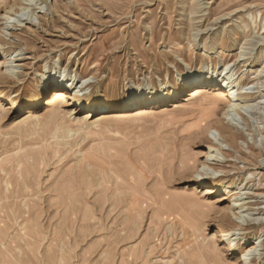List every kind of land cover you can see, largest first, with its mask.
Segmentation results:
<instances>
[{"label": "rangeland", "instance_id": "rangeland-1", "mask_svg": "<svg viewBox=\"0 0 264 264\" xmlns=\"http://www.w3.org/2000/svg\"><path fill=\"white\" fill-rule=\"evenodd\" d=\"M39 16L0 51V264H264V0H49ZM17 50L19 77L6 72ZM227 65L251 107L209 119L186 79ZM60 77L88 80L93 114L84 99L48 111ZM166 85L179 94L147 105L152 119L117 111ZM209 146H223L218 179Z\"/></svg>", "mask_w": 264, "mask_h": 264}, {"label": "bare ground", "instance_id": "bare-ground-1", "mask_svg": "<svg viewBox=\"0 0 264 264\" xmlns=\"http://www.w3.org/2000/svg\"><path fill=\"white\" fill-rule=\"evenodd\" d=\"M48 3L49 0H0V8L7 10L6 13L2 15L3 22L1 23L2 29L0 34L3 40L0 46V51L2 54L5 53L8 49H11L12 47L18 45V42H16L17 40L11 41L12 30L17 26L24 27L28 22L34 23V25L37 22L39 23L41 19V16H39V14L47 10ZM22 59L25 58L21 51H18L15 54L12 53L11 59L7 62L8 63V67L6 69L7 74H11L12 76L19 77L20 76L18 69L19 65L15 64V62L20 61ZM4 64L5 61H2L0 65L3 66ZM229 68L230 67L227 65L224 67L223 71L221 72V73L224 72V74H226V77L225 78L223 77V79H220L219 76H216L217 68L212 69L209 72V75L203 78H201V76L199 75L194 76L191 74V76H188V78L186 79V82L190 81L189 82L190 92H189L188 101L191 103L190 104L191 107H195L200 110L202 116L207 117L209 119L218 117L216 113L217 107L224 102H227L228 104L227 110L225 112V115L227 116H231L230 114L231 112H234L237 115H241L242 109L244 108L247 109L251 107V105L249 104L242 105V103H247L250 101V99H252V94L251 92L248 91L251 88H249V86L248 88L243 86L241 87V89L239 88L236 89L237 85L241 83L234 81L235 73L233 69L228 72L227 70H229ZM69 81L70 80L65 81V77H60L58 78V82H57L58 85L52 86L53 87L52 89H54V91L52 93V96L47 100L46 103L51 106L50 109H48V111L54 117L55 116L62 117L68 115L69 110L62 109V107L69 105L67 100L70 99L85 100L86 96L83 90L85 89L86 87L85 84L88 82V80L84 79V81L82 82H77L76 85L74 83L69 84ZM167 81L169 82V79ZM213 87H217V88L211 90L213 89ZM235 93L236 95H234ZM178 94L179 91L176 88H173V86L170 88L167 85L162 88V92L160 89L158 90L153 89L150 92L142 91L138 96L136 95V96L126 97L122 103L123 105L125 103L128 104L133 102H139V103L144 102L145 104L141 106V108H137L134 110L130 109L126 111H121V110H117V111H120L119 113L122 114V116H125V114H130L132 111H135L136 112L135 117L150 119L152 116L157 114V112L162 110L160 108H156L155 106H147V105H155L157 101L166 102L167 100L171 99L173 95H178ZM238 100H240V102L236 103V101ZM40 102L41 100L37 99L36 103L38 104V106ZM84 104H86V107L85 106L84 107L85 110L88 112V114H93L89 109L93 108V106L97 105L98 103H96V99L94 97L93 98L89 97L86 98ZM181 105L184 104L177 103V106H181ZM120 114H116V116H120ZM39 118L40 115L35 112H30L29 116L27 117L28 120L31 119L32 121L38 120ZM220 135H222V142L225 143L229 142L230 144L235 145L237 141V137L241 136V133L239 131H233V127L226 126L224 123H222L220 125ZM209 148L211 151L208 152L206 159V165H205V169L207 170L206 174L210 175L211 174L210 171L212 170L215 173L214 174L215 179H218V175H217L218 170H216L213 167L212 165L213 163H211V161L212 162L215 160L221 161L218 158V155L216 156V154L217 151L223 153L222 151L223 146L222 147L220 146L216 149L212 146H209ZM234 194H236V200H235L236 203L235 205H233V209L243 208L246 202L243 203L240 200L245 199L244 195L246 194L245 193L243 194L240 191L235 192ZM260 243H262V241L261 240L259 241L257 239L255 242L252 243L253 245H251L248 248L247 252L244 253L248 259H252L257 255V250H258L257 248L259 247L258 245Z\"/></svg>", "mask_w": 264, "mask_h": 264}]
</instances>
